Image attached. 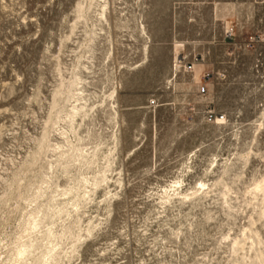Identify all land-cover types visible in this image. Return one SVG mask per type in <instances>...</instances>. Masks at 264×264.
Segmentation results:
<instances>
[{
  "label": "rangeland",
  "instance_id": "obj_1",
  "mask_svg": "<svg viewBox=\"0 0 264 264\" xmlns=\"http://www.w3.org/2000/svg\"><path fill=\"white\" fill-rule=\"evenodd\" d=\"M233 1L0 0V264H264L261 9Z\"/></svg>",
  "mask_w": 264,
  "mask_h": 264
},
{
  "label": "built area",
  "instance_id": "obj_2",
  "mask_svg": "<svg viewBox=\"0 0 264 264\" xmlns=\"http://www.w3.org/2000/svg\"><path fill=\"white\" fill-rule=\"evenodd\" d=\"M232 6L246 7V9L252 8V12H254V9L256 8L261 9L260 15L256 16L255 14L250 13L249 16L246 15L245 17H240V18L236 17L235 22L236 23L238 22L240 24L249 25L250 28L252 29L251 33L246 36L250 45L254 43L256 44L258 42H260L261 44H264V0H247V1L234 0L232 3ZM217 21L223 22V24L225 22L224 19H218ZM255 23L263 24V28L260 29L259 31L256 30L254 26ZM222 29H223L222 35H223L224 40H232L233 38L238 36V31L234 27L224 25ZM199 61L200 60L197 57H195L193 61L187 62L185 64V69L187 70V72L189 73L193 72L195 65L198 64ZM211 78H212V73L210 71L204 72V74L202 75L203 82L199 84V87L197 90L199 95H203V94L205 95L207 93L208 85H209ZM263 89L264 87L262 88V90ZM150 105H154V101H151ZM259 107H264V99L262 100V102L259 103ZM226 119H227L226 115L221 112L216 113L214 111H208L205 114V120L210 124H213V123L223 124L226 121Z\"/></svg>",
  "mask_w": 264,
  "mask_h": 264
},
{
  "label": "bare ground",
  "instance_id": "obj_3",
  "mask_svg": "<svg viewBox=\"0 0 264 264\" xmlns=\"http://www.w3.org/2000/svg\"><path fill=\"white\" fill-rule=\"evenodd\" d=\"M253 190L255 192H261L262 194H264V180L262 182H259L258 184H256ZM252 191L250 190V193H252ZM186 197L187 196H183V198H186ZM37 226H38L37 222H33L30 230L35 229ZM32 250H33V246L32 245L24 244L23 245V249L20 250L18 252V254H17V260L15 261V263L19 264L23 260H25L27 257H29L32 254ZM261 256H262V254H260V255L259 254H255V257H256L257 260H261ZM35 264H41V262L37 261V262H35Z\"/></svg>",
  "mask_w": 264,
  "mask_h": 264
}]
</instances>
